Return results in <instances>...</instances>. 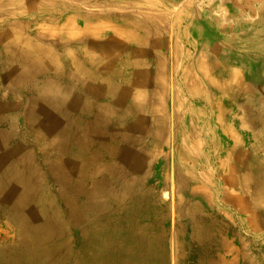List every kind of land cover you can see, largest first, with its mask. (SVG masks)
<instances>
[{
	"label": "rangeland",
	"instance_id": "obj_1",
	"mask_svg": "<svg viewBox=\"0 0 264 264\" xmlns=\"http://www.w3.org/2000/svg\"><path fill=\"white\" fill-rule=\"evenodd\" d=\"M18 36L0 32V264H264V61L182 79L155 38L143 79Z\"/></svg>",
	"mask_w": 264,
	"mask_h": 264
},
{
	"label": "crops",
	"instance_id": "obj_2",
	"mask_svg": "<svg viewBox=\"0 0 264 264\" xmlns=\"http://www.w3.org/2000/svg\"><path fill=\"white\" fill-rule=\"evenodd\" d=\"M1 31L18 33V48H62L63 64L133 65L143 79L156 38L180 78L202 79L204 71L231 86L243 70L232 57L264 61V0H0ZM104 48L114 49V60L98 59ZM82 49L97 58L78 59Z\"/></svg>",
	"mask_w": 264,
	"mask_h": 264
}]
</instances>
